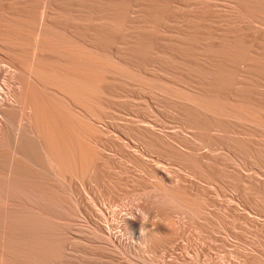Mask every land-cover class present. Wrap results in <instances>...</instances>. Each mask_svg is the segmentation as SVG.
<instances>
[{"label": "bare ground", "instance_id": "1", "mask_svg": "<svg viewBox=\"0 0 264 264\" xmlns=\"http://www.w3.org/2000/svg\"><path fill=\"white\" fill-rule=\"evenodd\" d=\"M213 201L264 264V0H0V264H158Z\"/></svg>", "mask_w": 264, "mask_h": 264}, {"label": "rangeland", "instance_id": "2", "mask_svg": "<svg viewBox=\"0 0 264 264\" xmlns=\"http://www.w3.org/2000/svg\"><path fill=\"white\" fill-rule=\"evenodd\" d=\"M165 115V113L162 112V115ZM166 118V117H165ZM171 126V125H170ZM166 167V169L164 168ZM179 167V168H178ZM162 168H164L163 173L165 172V170L167 171L166 174L164 175L165 178L164 179L166 184H173L175 181H186L188 178V171L180 166L178 163H162ZM168 168V169H167ZM180 169V170H179ZM170 171V172H169ZM182 171V172H181ZM182 173V174H181ZM170 174V175H169ZM178 174V175H177ZM184 174V175H183ZM169 175V176H167ZM182 175V176H181ZM171 177V178H170ZM187 178V179H186ZM173 181V182H172ZM172 182V183H171ZM210 206V207H209ZM211 209V210H209ZM219 210V211H217ZM207 213L206 216V221L208 222V224L206 223V227L204 226V228H202L201 230H197L196 227H198L203 223L202 220L195 223L192 222V220L190 221V217H188V215L186 216L185 213L182 212H172L170 214V217L168 216V220H171V226L172 228H176L174 229L175 231V235H177L179 232V235H177V237H179L178 239L176 238V236H174V238H176V240H173V243L170 245L173 247H162V249H160V254L159 251L154 254H150V256L148 255V259H152L154 261H158L160 264H230L229 260V254L227 250L229 248V246H227V244H223L221 242L220 239V235L217 234L218 229H217V223L222 219V215L223 212L221 210V203L219 201H216L214 203L211 202L208 207L207 210H205ZM218 212V213H217ZM210 213V214H209ZM172 215V216H171ZM210 215V216H209ZM175 216V217H174ZM211 217H215V218H211ZM170 218V219H169ZM217 218V219H216ZM174 219V220H172ZM217 220V221H216ZM175 221V222H173ZM173 222V223H172ZM202 222V223H201ZM213 222V223H212ZM181 223V225H180ZM174 224V225H173ZM176 225V227H175ZM179 226V227H178ZM209 226V227H208ZM170 227V226H169ZM178 227V228H177ZM181 228V229H180ZM215 228V229H214ZM168 229V228H167ZM213 229V230H212ZM217 229V230H216ZM200 231V233L198 232ZM214 233H213V232ZM202 233V234H201ZM214 234V235H213ZM211 235V236H210ZM213 235V236H212ZM217 235V236H215ZM217 237V238H216ZM173 238V239H174ZM184 241H181V239ZM198 238V239H197ZM203 238V239H202ZM207 238V239H206ZM213 238V239H212ZM215 239V240H214ZM211 240V242L209 241ZM178 242V243H177ZM202 242V243H201ZM218 242V243H217ZM176 245H175V244ZM209 243V244H208ZM197 244V245H196ZM213 244V245H212ZM210 245V246H209ZM217 245V246H216ZM221 245V246H220ZM203 246V247H202ZM175 247V248H174ZM226 247V248H225ZM203 248V249H202ZM214 248V249H213ZM171 251H170V250ZM174 249V250H173ZM205 249V250H204ZM212 249V250H211ZM230 249V248H229ZM169 250V251H167ZM198 250V252H197ZM201 250V251H200ZM227 250V251H226ZM212 251H214L212 253ZM219 251V252H218ZM221 251V252H220ZM170 252V253H169ZM172 252V253H171ZM204 252V253H203ZM209 252V253H208ZM165 257H163L162 255ZM164 253V254H163ZM166 253V254H165ZM199 253V254H198ZM222 253V254H221ZM170 254V255H169ZM198 254V255H196ZM207 254V255H206ZM209 254V255H208ZM225 256H224V255ZM166 255V256H165ZM200 255V256H199ZM152 256V257H151ZM154 256V257H153ZM205 256V257H203ZM216 256V257H215ZM168 257V258H167ZM174 257V258H173ZM193 257V258H192ZM199 260H198V258ZM207 257V258H206ZM212 257V259H211ZM224 257V258H222ZM226 257V258H225ZM167 258V259H166ZM206 258V260H204ZM149 259V260H150ZM157 259V260H155ZM159 259V260H158ZM161 259V261H160ZM166 259V260H165ZM169 259V260H168ZM215 259V260H214ZM224 259H227L224 261ZM165 260V262H164ZM173 260V261H171ZM194 260V261H193ZM198 260V262H197ZM219 260V261H218ZM168 261V262H167ZM205 261V262H203ZM209 261L211 263H209ZM224 261V263H223ZM157 262V263H158ZM163 262V263H161ZM177 262V263H175ZM179 262V263H178ZM185 262V263H183ZM190 262V263H189ZM195 262V263H194ZM203 262V263H202ZM208 262V263H206ZM215 262V263H214ZM158 263V264H159Z\"/></svg>", "mask_w": 264, "mask_h": 264}]
</instances>
